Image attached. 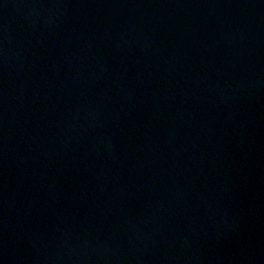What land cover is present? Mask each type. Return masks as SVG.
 <instances>
[{
	"label": "water",
	"instance_id": "water-1",
	"mask_svg": "<svg viewBox=\"0 0 264 264\" xmlns=\"http://www.w3.org/2000/svg\"><path fill=\"white\" fill-rule=\"evenodd\" d=\"M0 264H264V0H0Z\"/></svg>",
	"mask_w": 264,
	"mask_h": 264
}]
</instances>
